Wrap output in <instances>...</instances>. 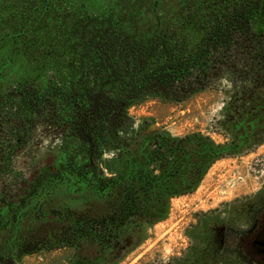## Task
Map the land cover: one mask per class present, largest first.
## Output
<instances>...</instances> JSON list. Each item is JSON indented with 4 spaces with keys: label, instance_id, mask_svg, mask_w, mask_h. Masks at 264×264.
Returning <instances> with one entry per match:
<instances>
[{
    "label": "trees",
    "instance_id": "obj_1",
    "mask_svg": "<svg viewBox=\"0 0 264 264\" xmlns=\"http://www.w3.org/2000/svg\"><path fill=\"white\" fill-rule=\"evenodd\" d=\"M106 6L0 0V174L15 182L0 190V264L62 246L93 264L123 225L162 218L170 196L192 190L210 162L232 153L201 134L156 132L119 150V173L107 176L97 162L109 126L142 96L185 100L211 84L234 49L264 65V0H176L164 16L132 23ZM47 114L77 149L22 179L14 155ZM18 181L21 191L10 193Z\"/></svg>",
    "mask_w": 264,
    "mask_h": 264
},
{
    "label": "rangeland",
    "instance_id": "obj_2",
    "mask_svg": "<svg viewBox=\"0 0 264 264\" xmlns=\"http://www.w3.org/2000/svg\"><path fill=\"white\" fill-rule=\"evenodd\" d=\"M89 1L100 10L115 5L132 23L141 14L150 21L156 11L164 16L176 0ZM156 132L171 138L201 134L232 153L210 162L192 190L170 196L162 218L138 217L123 225L119 239L93 264H244L220 239L226 225L245 229L264 203L262 61L234 49L217 66L211 84L185 100L152 93L132 102L102 139L104 153L97 159L101 172L119 173L124 168L119 150H129L142 136ZM65 149L76 150V138L47 114L14 155V174L30 180L40 166L54 167ZM12 181L0 174V190ZM22 185L18 181L10 193L20 192ZM78 257L73 246H62L24 255L16 264H86Z\"/></svg>",
    "mask_w": 264,
    "mask_h": 264
},
{
    "label": "flooded vegetation",
    "instance_id": "obj_3",
    "mask_svg": "<svg viewBox=\"0 0 264 264\" xmlns=\"http://www.w3.org/2000/svg\"><path fill=\"white\" fill-rule=\"evenodd\" d=\"M158 2L159 0H154ZM264 223V203L252 216L249 225L244 229H237L231 226H224L221 233L222 247L227 251L236 254L244 264H264V257L250 255V249L246 240ZM92 257H89L90 262Z\"/></svg>",
    "mask_w": 264,
    "mask_h": 264
},
{
    "label": "water",
    "instance_id": "obj_4",
    "mask_svg": "<svg viewBox=\"0 0 264 264\" xmlns=\"http://www.w3.org/2000/svg\"><path fill=\"white\" fill-rule=\"evenodd\" d=\"M250 249V255L264 257V223L246 240Z\"/></svg>",
    "mask_w": 264,
    "mask_h": 264
}]
</instances>
